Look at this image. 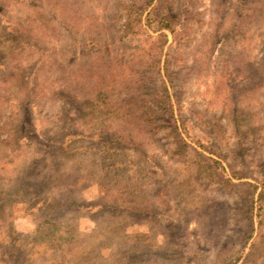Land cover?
Segmentation results:
<instances>
[{
	"label": "rangeland",
	"instance_id": "rangeland-1",
	"mask_svg": "<svg viewBox=\"0 0 264 264\" xmlns=\"http://www.w3.org/2000/svg\"><path fill=\"white\" fill-rule=\"evenodd\" d=\"M261 191L264 0H0V264H264Z\"/></svg>",
	"mask_w": 264,
	"mask_h": 264
},
{
	"label": "trees",
	"instance_id": "trees-1",
	"mask_svg": "<svg viewBox=\"0 0 264 264\" xmlns=\"http://www.w3.org/2000/svg\"><path fill=\"white\" fill-rule=\"evenodd\" d=\"M161 20L166 21V23L162 24L163 29H171V25H170V22H168V18H161ZM130 25H131V22H130ZM257 189H258V187L255 186V189L253 190V193H252L253 197H254V194L257 192ZM263 193L264 192H262V191L259 193L260 198L263 196ZM250 238H251V236H249V234H247L246 240L248 241Z\"/></svg>",
	"mask_w": 264,
	"mask_h": 264
}]
</instances>
